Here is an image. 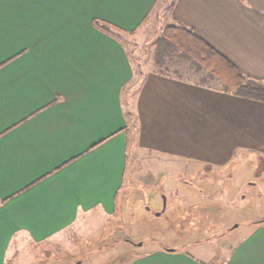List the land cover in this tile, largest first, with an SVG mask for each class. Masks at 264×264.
I'll return each mask as SVG.
<instances>
[{"label": "crops", "instance_id": "1", "mask_svg": "<svg viewBox=\"0 0 264 264\" xmlns=\"http://www.w3.org/2000/svg\"><path fill=\"white\" fill-rule=\"evenodd\" d=\"M158 2L0 0V264L15 243L114 216L133 157L221 174L238 158L264 164L263 102L165 67L138 76L127 48L94 25L133 32ZM170 18L264 83V0H175ZM191 247H158L130 264L211 261L214 251ZM224 264H264V222Z\"/></svg>", "mask_w": 264, "mask_h": 264}, {"label": "rangeland", "instance_id": "2", "mask_svg": "<svg viewBox=\"0 0 264 264\" xmlns=\"http://www.w3.org/2000/svg\"><path fill=\"white\" fill-rule=\"evenodd\" d=\"M174 2L159 0L133 34L110 32L127 48L138 76L165 67L193 81L228 88L227 81L210 70L199 72L202 66L178 48L159 47L164 29L173 24ZM229 89L235 91V86ZM126 100L130 103L132 97ZM238 159L221 174L222 170L198 165L186 172L174 171L154 158L140 163L133 157L114 216H83L74 227L41 245L15 243L7 264H130L158 247L188 250L191 246L199 257L204 256L201 249L206 254L214 251L207 264H224L249 226L264 222V164L255 157ZM194 243H201L200 249H194Z\"/></svg>", "mask_w": 264, "mask_h": 264}, {"label": "trees", "instance_id": "3", "mask_svg": "<svg viewBox=\"0 0 264 264\" xmlns=\"http://www.w3.org/2000/svg\"><path fill=\"white\" fill-rule=\"evenodd\" d=\"M94 25L102 32L117 40L119 39L116 35L110 32L111 29L118 33H127L105 22L94 21ZM133 33L134 31L130 32V34ZM158 44L161 49L162 47L163 49L166 47H168V49L178 48L184 56L192 59L203 68L210 70L212 75L216 78L221 80L225 79L227 81L226 85L235 86L234 93L236 95L264 103V84H258L254 80L245 77L229 60L216 52L191 29L177 24H169L164 29ZM230 86H228V88Z\"/></svg>", "mask_w": 264, "mask_h": 264}, {"label": "water", "instance_id": "4", "mask_svg": "<svg viewBox=\"0 0 264 264\" xmlns=\"http://www.w3.org/2000/svg\"><path fill=\"white\" fill-rule=\"evenodd\" d=\"M164 204H166V198H165V196H164ZM160 214H158V216H159ZM142 244L140 243V246H141Z\"/></svg>", "mask_w": 264, "mask_h": 264}]
</instances>
